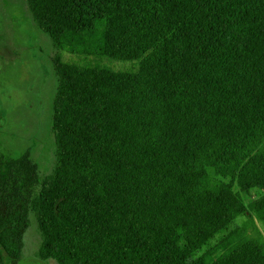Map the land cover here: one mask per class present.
I'll list each match as a JSON object with an SVG mask.
<instances>
[{
  "label": "trees",
  "instance_id": "1",
  "mask_svg": "<svg viewBox=\"0 0 264 264\" xmlns=\"http://www.w3.org/2000/svg\"><path fill=\"white\" fill-rule=\"evenodd\" d=\"M25 1L79 60L53 59L51 173L1 177L0 264L30 215L43 262L264 264V0Z\"/></svg>",
  "mask_w": 264,
  "mask_h": 264
},
{
  "label": "rangeland",
  "instance_id": "2",
  "mask_svg": "<svg viewBox=\"0 0 264 264\" xmlns=\"http://www.w3.org/2000/svg\"><path fill=\"white\" fill-rule=\"evenodd\" d=\"M57 55L65 63L79 60L59 51L38 29L25 0H0V185L8 164L24 157L36 167L40 177L50 174L54 167L51 122L57 88L53 59ZM121 67L134 68L131 64ZM262 195V189H252L242 197L244 207L247 209ZM247 215L237 218L234 226L249 223ZM252 221L249 234H259L264 239V225ZM29 222L22 256L14 264H56L37 258L40 235L32 215Z\"/></svg>",
  "mask_w": 264,
  "mask_h": 264
}]
</instances>
